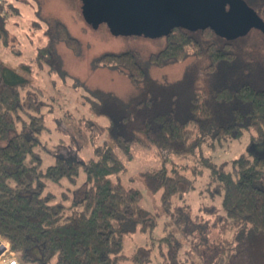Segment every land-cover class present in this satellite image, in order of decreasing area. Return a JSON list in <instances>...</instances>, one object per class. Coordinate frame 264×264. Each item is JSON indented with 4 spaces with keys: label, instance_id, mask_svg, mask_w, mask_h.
Here are the masks:
<instances>
[{
    "label": "trees",
    "instance_id": "trees-1",
    "mask_svg": "<svg viewBox=\"0 0 264 264\" xmlns=\"http://www.w3.org/2000/svg\"><path fill=\"white\" fill-rule=\"evenodd\" d=\"M247 2L264 18V0ZM54 26L56 37L79 52L80 40L67 26L61 21ZM252 30L228 40L211 28L175 27L149 62L165 66L190 56L206 61L188 66L176 79L153 77L136 50L100 55L96 65L127 75L137 93L125 98L95 89L91 113L104 122L83 113L92 147L88 158L73 142L70 148L64 145L65 152L50 150L43 142L50 133L45 110L56 98L0 58V237L17 259L23 264H51L55 257L59 264H122L130 255L127 236L144 233V242L130 249L135 263L200 264L183 252L180 234L191 219L178 202L195 188L205 165L212 183L207 189L221 203L205 209L217 213L225 236L211 264H264V155L242 154L231 166L208 155L191 169L176 161L194 155L206 141L238 138L245 130L264 143V55L255 48L264 43V33ZM13 39L0 10V49ZM33 61L40 69L49 64L51 71L62 70L51 43L39 46ZM135 144H151L162 157L158 170L141 174L142 199L137 190L111 180L123 169L117 154ZM49 155L54 162L45 165ZM82 172L68 208L49 187L63 180L76 184ZM156 195L160 209L152 213L144 198ZM165 216L169 220L160 229L156 217Z\"/></svg>",
    "mask_w": 264,
    "mask_h": 264
},
{
    "label": "rangeland",
    "instance_id": "rangeland-1",
    "mask_svg": "<svg viewBox=\"0 0 264 264\" xmlns=\"http://www.w3.org/2000/svg\"><path fill=\"white\" fill-rule=\"evenodd\" d=\"M82 0H0V10L8 19V27L14 38L8 45H1L0 58L5 60L11 68L31 78L35 83L43 86L47 93L54 96V106L46 109L50 133H46L43 142L50 150L65 152V146L70 148L71 142L80 148L81 156L88 158L92 154V147L86 129V113L91 121L103 120L96 114H92L90 107L94 99V91L101 88L105 91L115 92L121 97H129L137 93V87L127 75L120 74L106 66H97L96 59L105 52H120L124 50H136L141 54V60L146 64L153 77L167 76L170 79L181 77L188 66L194 63H206L205 59L190 56L184 61L171 63L165 66H157L149 62V55L156 52L166 44V37L151 38L143 35H115L107 24L103 23L98 28H93L82 15ZM63 22L70 33L78 38L81 43L79 52H75L64 41L55 35L54 25ZM256 30H252L254 35ZM256 36V37H255ZM253 39H258L255 35ZM251 38V40H253ZM51 43L56 55L61 62V71H51L49 64L41 69L34 64L33 57L38 52V47ZM14 48L20 52L15 53ZM257 52L264 55V43H257ZM48 63V62H47ZM27 65H30L28 68ZM31 69V70H30ZM52 101V100H51ZM48 111V112H47ZM82 127L80 132L78 127ZM104 136L105 132L102 130ZM63 140V141H60ZM194 155L176 157L179 163L196 167L200 166L203 156H212L217 163L227 162L231 166L233 160L242 154L264 155V143L254 141L252 133L248 130L238 138H227L216 142L202 143ZM45 165L54 162V156H46ZM118 157V158H117ZM118 163L122 162L123 169L111 176L112 182L116 178H122L127 187H134L144 197L142 173H151L162 165L160 152L151 144H135L128 153L117 154ZM171 166V163L168 164ZM189 169V171H190ZM203 174L197 176L195 188L178 202L185 205L190 214V222L186 231L180 234L183 252L194 257L200 264H211L224 246L225 236L223 227L217 213L208 212L205 207L215 203L221 206L220 198L214 197L210 190L209 167L203 165ZM84 173L79 181L74 184L63 180L62 184L53 183L49 189L57 196L66 207H72L74 190L80 187ZM264 186V180L261 181ZM121 185V184H120ZM144 202L154 213L160 209L156 196L144 198ZM82 209V205L75 206ZM73 209V208H71ZM69 209V211H71ZM164 214V211H163ZM169 216L158 219L161 226ZM156 219V220H157ZM161 232L157 235H160ZM146 235L137 233L132 237L127 236L126 249L129 257L122 260V264H137L132 260L131 247L134 242L142 243ZM16 255V252H14ZM6 253L2 257H10ZM157 257V256H155ZM56 260H58L55 257ZM55 259L51 261L55 263ZM158 259V258H156ZM199 263V262H198ZM59 264V263H57ZM154 264H160L157 260Z\"/></svg>",
    "mask_w": 264,
    "mask_h": 264
},
{
    "label": "water",
    "instance_id": "water-1",
    "mask_svg": "<svg viewBox=\"0 0 264 264\" xmlns=\"http://www.w3.org/2000/svg\"><path fill=\"white\" fill-rule=\"evenodd\" d=\"M81 8L93 28L105 23L115 35L158 38L175 27L211 28L228 40L264 33V18L247 0H82Z\"/></svg>",
    "mask_w": 264,
    "mask_h": 264
},
{
    "label": "built area",
    "instance_id": "built-area-1",
    "mask_svg": "<svg viewBox=\"0 0 264 264\" xmlns=\"http://www.w3.org/2000/svg\"><path fill=\"white\" fill-rule=\"evenodd\" d=\"M3 250L0 252V264H23L20 260L17 259V257L14 255V252L10 250V244L7 240L0 237V249ZM11 253V256L6 258L2 257L6 253Z\"/></svg>",
    "mask_w": 264,
    "mask_h": 264
},
{
    "label": "crops",
    "instance_id": "crops-1",
    "mask_svg": "<svg viewBox=\"0 0 264 264\" xmlns=\"http://www.w3.org/2000/svg\"><path fill=\"white\" fill-rule=\"evenodd\" d=\"M114 175H115V174H114ZM111 180H113V179L111 178ZM115 182H116V183H120L125 189H131V188H134V187H131V185H130V187L125 186V185H124L125 183L123 184L122 178L120 179L119 177L116 178ZM51 264H52V263H51ZM54 264H57L56 259H55V263H54Z\"/></svg>",
    "mask_w": 264,
    "mask_h": 264
},
{
    "label": "flooded vegetation",
    "instance_id": "flooded-vegetation-1",
    "mask_svg": "<svg viewBox=\"0 0 264 264\" xmlns=\"http://www.w3.org/2000/svg\"><path fill=\"white\" fill-rule=\"evenodd\" d=\"M88 23V22H87Z\"/></svg>",
    "mask_w": 264,
    "mask_h": 264
}]
</instances>
